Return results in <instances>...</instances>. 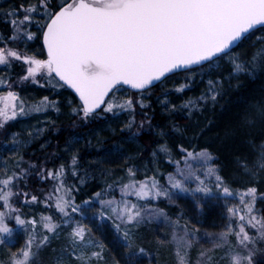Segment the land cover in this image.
Returning <instances> with one entry per match:
<instances>
[{
	"label": "snow or ice",
	"instance_id": "1",
	"mask_svg": "<svg viewBox=\"0 0 264 264\" xmlns=\"http://www.w3.org/2000/svg\"><path fill=\"white\" fill-rule=\"evenodd\" d=\"M4 15L14 17L11 24L15 32L27 31L29 38H33L35 33L27 28L35 21L46 48V58L0 47V64H10L12 59L26 61L27 75L23 79H35L43 72L45 78L55 79L58 87L74 89L78 103L74 104L72 100L68 103L82 122L104 113L116 114L127 110L131 118L124 127L131 131L136 125L134 113L137 103L142 109L148 107L144 93L162 83L169 74L185 73L195 78L197 71L225 58L232 61L235 71H245V65L237 63L232 53L234 46L247 39L250 32L255 34L259 31L261 35L258 37V53L248 63L254 70L259 57V63L264 66V0H38L36 4H21ZM2 83L4 81L0 78ZM207 84V90L197 100H188L180 107H200L199 101L215 104L223 92L224 80L218 76L209 79ZM124 86L136 90L139 100L134 101L130 96L121 99L117 94ZM185 87L180 85L177 90L183 92ZM163 99L165 104H169L166 94ZM43 101L47 102L43 105L45 108L49 104L56 107V103L49 101L47 96L43 97ZM0 105V128L17 118L18 114H26L24 102L14 91L0 95ZM169 106L177 109L176 104ZM41 110L40 105L32 109L36 112ZM145 122H139L137 131ZM148 123L151 127L150 121ZM244 123L249 128L260 126L264 129V101L245 114ZM119 148L117 145L113 151H119ZM161 148L170 154L166 145H161ZM180 148L185 163L179 167L180 161H173L178 167L175 173L168 174L167 184L171 189L192 191L193 194L195 191L205 194L212 191L205 184L202 174H198V169L188 163L191 158L202 162L207 176L215 177L217 186L225 195L232 194L216 171V165L211 163L212 153L207 148L190 150L182 144ZM65 150L78 152L72 145H66ZM77 159L78 156L73 154L72 165ZM128 159L131 160V157ZM29 163L30 167L34 166ZM258 164L264 168V148L259 153ZM28 171L19 163L0 171V244H6L13 237L14 229L9 225V219L29 233L23 246L9 252L0 264H47L42 253L60 232L66 234L67 243L58 252L52 249V252H57V257L50 264H120L119 260L110 259L104 241L97 239L90 224L82 222V219L99 220L101 223L111 221L133 256L147 252L145 247L136 245L140 239L136 230L146 219H170L164 208L151 202L161 197L171 200L170 188L162 184L155 174L142 180L136 179L139 168L131 162L125 169L127 182L121 180L118 185L121 198L103 199L101 192H95L93 195L100 206L95 208L92 197L83 201L84 205L95 209L92 217H85L81 204L76 202L74 190L64 184L62 177L66 170L64 165H60L59 171L46 170L47 176L59 181L55 190L59 194H50L48 199L54 197L60 219L57 221L52 215L42 216L43 228L48 233L37 238L34 235L39 223L37 219L25 218L13 203V197L17 195L14 189L26 178ZM72 171L75 172V168ZM193 179L198 182L195 190L188 187ZM129 194L143 199L145 206L127 199ZM24 195L27 197V193ZM246 195V211L237 213L235 208L228 210L234 216L239 215V230L226 225L213 240L212 247H201L196 252L195 264H220L215 249L224 245H229L224 248L225 264H253L256 240L264 239V214L256 208L257 188L249 187ZM31 200L37 201L38 197L32 195ZM241 200H244L243 196ZM77 213L82 219H76L74 214ZM174 229L183 232L182 235H178L176 230L173 232L177 264H192V249L194 241L199 239L196 235L199 229L195 225L189 229L187 224L181 225L179 219L175 221ZM231 236H235V244L230 243ZM165 242L158 240L159 244Z\"/></svg>",
	"mask_w": 264,
	"mask_h": 264
},
{
	"label": "trees",
	"instance_id": "2",
	"mask_svg": "<svg viewBox=\"0 0 264 264\" xmlns=\"http://www.w3.org/2000/svg\"><path fill=\"white\" fill-rule=\"evenodd\" d=\"M29 2L36 4L38 0H0V47L22 51V47L34 44L36 57L45 58L41 32L35 21L27 28L35 33L33 38H29L27 31L15 32L11 24L14 17L4 15L6 11L17 9L21 4ZM260 35L259 31L250 34L233 53L243 54L245 59L250 61L253 55L258 53L260 42L257 43L256 38ZM13 36H15L14 39ZM225 59L197 71L195 78L185 73L169 75L151 91L145 92L144 100L148 107L142 109L137 103L134 113L136 125L131 131L124 127L131 118L127 110L116 114L104 113L88 122H82L71 111L68 103L72 100L75 104L78 100L66 87H58L55 79H46L39 83L28 82L19 87L18 92H21L23 96L21 100L24 102L26 114H18L15 125L33 120L37 116L52 118V121L46 125V129L35 138L32 144L19 152L16 160L10 159L11 161L8 162L10 156L5 153L7 149L4 143L5 138L0 140V158L8 163L11 162V167L19 163L21 167L29 169L26 178L14 189L17 195L13 197V203L20 213L24 216L23 207L27 202L31 207L47 209L49 212L46 215H52L59 221L60 216L54 206V197L48 199L50 194H59L55 192L59 181L47 176L46 170L59 171L60 165H64L66 170L62 177L65 186L74 190L76 202L81 206L82 202L87 201L89 197H92L93 202L99 205L93 195L95 192H101L103 199L119 200L121 192L118 185L121 180L127 182L125 169L130 162L139 168L136 179L142 180L145 176L155 174L157 179L166 186L168 174L173 173L177 166L173 161L181 162L184 158L181 144L190 150L195 148L199 151L201 148H207L215 159L216 168L223 176L230 181L242 178L244 167L252 166L251 164L256 162L259 155L258 149L264 144V129L260 126L249 128L244 123L245 114L251 112L259 102L264 101V66H261L257 57L254 70L248 63L250 76L229 81L226 80L229 74L227 66L217 74L214 73L219 67L222 68ZM25 67V63L21 61L0 66V78L4 81L0 84V92L11 85L20 83L26 75ZM218 76L223 78L224 86L215 104L210 101L207 103L199 101L200 107L192 109L180 107L188 100H197L207 90V80ZM180 85H186L183 92L177 90ZM24 90L28 91L26 97H24ZM121 93L128 94V97H132L134 101L140 98L139 93L125 88H122L117 95ZM165 94L168 96L169 104L177 105L176 110L164 103ZM45 96L49 98V101L55 102L56 107L50 104L46 108L43 107L47 103L43 101ZM37 105H40L42 110L32 111ZM117 119L118 126L113 123L115 121L110 122ZM141 120L146 122L137 131ZM66 145L74 146L78 152L66 151ZM117 145L120 146L119 151H113ZM161 145H166L170 149V154H166ZM73 154L78 156L75 165L71 163ZM129 157L131 160L128 159ZM29 162L34 166L30 167ZM73 168L75 172L72 171ZM16 170L19 171V168ZM35 173L40 176L36 177ZM258 180L264 196V171L261 172ZM24 193H27V197ZM32 195L37 196L38 200L32 201ZM127 198L132 202L140 203L142 207L145 206V201L141 198L131 194ZM45 200H48V203H45ZM261 200L257 210L264 214V197ZM151 202L156 207L164 208L170 218L180 219L183 224L191 227L197 226L202 221L206 225L205 229L211 230L219 221L220 211L207 204L203 206L200 217L187 199L179 201L177 206L169 204L164 197ZM38 221L42 226L41 219ZM8 223L13 229L17 228L15 221L9 219ZM160 231L163 234H160ZM137 232L140 239L136 241V245L143 242L149 243V246L163 252L160 250L158 240H161L165 233L156 223L148 226L141 225ZM109 236L111 241H118L113 227H109ZM257 264H264V262L259 260Z\"/></svg>",
	"mask_w": 264,
	"mask_h": 264
},
{
	"label": "rangeland",
	"instance_id": "3",
	"mask_svg": "<svg viewBox=\"0 0 264 264\" xmlns=\"http://www.w3.org/2000/svg\"><path fill=\"white\" fill-rule=\"evenodd\" d=\"M259 37V36H258ZM258 37L256 38L257 43L259 42ZM33 45H26L22 47V51L17 50L21 52L24 55H34L35 49L33 48ZM37 48V47H35ZM13 49V48H12ZM16 50V49H15ZM24 51H29L28 53ZM234 52V51H233ZM233 57L235 58L237 63H242L245 65L246 70L237 72L235 71V66L228 58L225 59L224 65L219 67L215 74H217L219 71H222L227 66V73L228 76H226V80H232L234 78L242 77V76H250L251 71L249 68V64L247 59H245L243 54H237L232 53ZM46 58V56H45ZM43 59V58H41ZM15 61H21L18 59H12V62ZM25 63L26 68V75H27V62L21 61ZM7 64H0V66H5ZM212 75H214L212 73ZM48 78L44 77V73H40L36 76L35 79L29 77L28 79H21V82L17 85H11L6 89L5 91L0 92V95L6 94L9 91L16 92L20 99L23 98L21 92H18L23 84H26L28 82L30 83H39L41 81H44ZM209 79H215V78H209ZM208 79V80H209ZM39 82H36V81ZM207 80V81H208ZM208 87V84H207ZM24 97H26L27 90H24ZM33 95V94H31ZM119 97L123 99L124 97H128V94L121 93L119 94ZM218 98V97H217ZM2 106V105H0ZM17 118L7 122L3 128H0V140L4 137L5 138V146L7 147L5 153L10 156L8 159V162L11 161L10 159H17L19 152L22 149H25L29 147L32 142L35 140L36 137H38L39 134H41L45 129L46 125L52 121V118L47 116H37L33 120H27L24 122H21L18 126L15 125V121ZM120 120V118H118ZM117 120H110V122H113L117 126L119 125V121ZM110 125H112L110 123ZM37 129H41L42 131H37ZM31 133V135L29 134ZM1 145V142H0ZM264 148V144H262L258 149V154L260 153L261 149ZM4 150V149H3ZM259 155L257 157L256 162L251 164L252 166L244 167V174L242 178H238L236 180L233 179V181H230L225 176H223L219 170L216 168V171L218 174L223 178V182L226 186L230 188L231 195H225L220 187L217 186V182L215 177H208L207 173L205 171V168L201 166L202 162L196 161L193 159H189L188 163H190L193 168L198 169V174H202V178L204 179L205 184L212 189L211 192L205 194L203 192L195 191V194H193L192 191H180L178 189H171L170 185H166V187L170 188V193L172 196L171 200H168L167 198H164L169 202L171 205H178V202L183 201L185 199L189 200L190 203L194 206V209L197 210L198 215L201 217V212H203V206L208 205L209 207H213L217 209V211H220L219 215V221L216 223L215 227L211 230L205 229L206 225L201 221L200 223L195 226L199 229V231L196 233V235L199 237L198 240L194 241L193 249H192V264H195V261L197 259L196 252L201 249V247L204 248H210L212 247V242L215 240L216 237L219 236V234L224 231L226 225H230L232 228H234L236 231L239 230L241 220L239 218V215H232L228 210L229 208H235L237 213H241L243 211H246L245 203L248 199V196L246 195L247 189L249 187H256L257 188V201H256V208L259 204L263 196V191L260 190L259 187V176L262 171H264V168H260L259 164ZM5 159L0 158V170H4L5 167L11 168L10 163H8ZM185 161L184 158L180 162L179 167H183ZM212 164H215V159L212 156L211 160ZM14 164V163H13ZM178 165L175 167L173 173L177 171ZM36 177H39L40 175L38 173H35ZM168 180V177H167ZM197 181L194 179L188 183V187L195 190ZM244 197V200H241V197ZM128 197V196H127ZM163 198V197H162ZM128 199V198H127ZM183 199V200H182ZM100 205L95 204V208L98 209ZM45 207V206H44ZM82 208L85 213V217H92L93 212L95 209H90L88 205H82ZM181 208V207H180ZM184 207H182L183 209ZM185 209V208H184ZM24 217L25 218H36L37 221L41 219L42 216H45L48 214L47 209H43L42 207H31L27 202L24 203ZM180 213L182 214V210H180ZM76 216V219H82L79 214H74ZM197 215V216H198ZM169 217V216H168ZM170 218V217H169ZM177 219L170 218V219H164L163 217H160L159 219H151L145 221L142 225L148 226L151 224H157L158 227L161 230H164V235L161 237V240L166 241L163 244L160 245V250L163 252H160L158 248H153V246H149V243H139L138 245L143 246L147 249L146 253H141L138 256H133L130 252V250L125 247L123 239L119 233H117L114 229V227L111 225V221H107L105 223H101L99 220H89V219H82V222L90 224L92 231L95 233V237L97 239H101L106 244V251L110 254V259H116L120 261V264H177V258H176V251H175V242L173 240V232L174 230V223ZM180 220V219H179ZM39 222V221H38ZM181 225H184L180 221ZM61 227L66 228V225H61ZM109 227H113V230L115 231L118 241L113 242L110 239L109 236ZM189 229H191V226H188ZM140 229V228H139ZM137 229L136 231H138ZM251 230V229H250ZM177 231L178 235H182V231ZM254 231V230H251ZM48 233L47 229L43 228L38 223L37 230L35 231L34 235L37 238H40L43 234ZM160 234H163L162 231H160ZM29 233L25 230L23 226H20L17 224V228L14 229L13 237L9 242L6 244H0V260H5L9 252L15 251L17 248L23 246L25 241L28 238ZM110 240V242H109ZM230 243L235 244L236 238L235 236H231L229 238ZM263 242V243H262ZM67 243V237L64 232H60L59 235L55 240L52 241V244L49 248L45 249L42 253V256L44 257L47 264H50L51 260L55 257H57L58 250ZM115 243V244H114ZM262 243V244H261ZM136 245H134L135 247ZM229 247V245H224L221 249H215L217 253V259L220 260V264H225V256H224V248ZM52 249H56L57 252H52ZM263 260L264 262V239H257L256 240V246L253 253V264H257V261Z\"/></svg>",
	"mask_w": 264,
	"mask_h": 264
},
{
	"label": "water",
	"instance_id": "4",
	"mask_svg": "<svg viewBox=\"0 0 264 264\" xmlns=\"http://www.w3.org/2000/svg\"><path fill=\"white\" fill-rule=\"evenodd\" d=\"M250 34H252L251 32L247 35V37L250 35ZM243 42V41H242ZM242 42H239L236 46H234V49H233V51L242 43ZM43 49H44V52H45V54H46V48L43 46ZM169 75H174V74H169ZM158 84V83H157ZM75 97H76V99L78 100V95L77 94H75V91H74V89H71L70 87H68V86H65ZM124 88L125 89H127V90H129V91H132V92H134V93H138L136 90H133V89H131L129 86H124Z\"/></svg>",
	"mask_w": 264,
	"mask_h": 264
},
{
	"label": "flooded vegetation",
	"instance_id": "5",
	"mask_svg": "<svg viewBox=\"0 0 264 264\" xmlns=\"http://www.w3.org/2000/svg\"><path fill=\"white\" fill-rule=\"evenodd\" d=\"M46 55V54H45Z\"/></svg>",
	"mask_w": 264,
	"mask_h": 264
}]
</instances>
